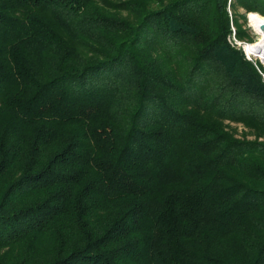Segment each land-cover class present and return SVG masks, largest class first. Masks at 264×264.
I'll list each match as a JSON object with an SVG mask.
<instances>
[{
    "label": "trees",
    "instance_id": "1",
    "mask_svg": "<svg viewBox=\"0 0 264 264\" xmlns=\"http://www.w3.org/2000/svg\"><path fill=\"white\" fill-rule=\"evenodd\" d=\"M226 5L0 0V264H264V67Z\"/></svg>",
    "mask_w": 264,
    "mask_h": 264
},
{
    "label": "rangeland",
    "instance_id": "2",
    "mask_svg": "<svg viewBox=\"0 0 264 264\" xmlns=\"http://www.w3.org/2000/svg\"><path fill=\"white\" fill-rule=\"evenodd\" d=\"M226 7H227V10L229 12V15H231L233 13V14L236 15L235 18L237 19V23L235 25H233L231 23L232 31H231V33L229 34V37H228L230 42H232L233 44H235L237 46H241V47H242V44H243V46H245L246 43L253 44L255 42L256 38H257V34L252 29V27L249 25V23H248L247 15H248V13H251V12H245V9L243 7H241V6H238V5H236L234 7L232 6L230 8V3H229L228 0H227ZM244 14H245V16H244ZM237 26H240L242 29L245 30V35L243 36L242 39H238L236 37V35H235V28ZM242 49H243V47H242ZM243 51H244V54L246 55L247 58L256 59L254 56H249L247 53H245L246 49L245 50L243 49ZM261 64L264 67V64L262 62H261ZM263 78H264V72H263ZM231 123L237 125V127H238V135H240L241 131L244 129L243 125L241 123H234V122H231ZM249 138L253 139L254 137L253 136H249Z\"/></svg>",
    "mask_w": 264,
    "mask_h": 264
},
{
    "label": "bare ground",
    "instance_id": "3",
    "mask_svg": "<svg viewBox=\"0 0 264 264\" xmlns=\"http://www.w3.org/2000/svg\"><path fill=\"white\" fill-rule=\"evenodd\" d=\"M247 18L249 25L256 32L257 38L253 44L246 43L244 48L249 56H254L264 64V31L260 28L261 22H264V17L251 12L248 13Z\"/></svg>",
    "mask_w": 264,
    "mask_h": 264
},
{
    "label": "water",
    "instance_id": "4",
    "mask_svg": "<svg viewBox=\"0 0 264 264\" xmlns=\"http://www.w3.org/2000/svg\"><path fill=\"white\" fill-rule=\"evenodd\" d=\"M260 28L264 31V22H261V24H260ZM242 47H243V49L245 50L243 44H242ZM245 53H246V51H245Z\"/></svg>",
    "mask_w": 264,
    "mask_h": 264
},
{
    "label": "built area",
    "instance_id": "5",
    "mask_svg": "<svg viewBox=\"0 0 264 264\" xmlns=\"http://www.w3.org/2000/svg\"><path fill=\"white\" fill-rule=\"evenodd\" d=\"M228 1H229V3H230L231 0H228Z\"/></svg>",
    "mask_w": 264,
    "mask_h": 264
}]
</instances>
